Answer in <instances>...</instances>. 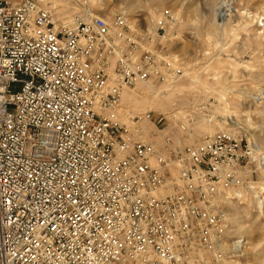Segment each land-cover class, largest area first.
<instances>
[{
  "label": "built area",
  "instance_id": "1",
  "mask_svg": "<svg viewBox=\"0 0 264 264\" xmlns=\"http://www.w3.org/2000/svg\"><path fill=\"white\" fill-rule=\"evenodd\" d=\"M109 31L0 0V264H193L223 241L218 198L243 185L241 138L203 135L167 158L135 139L116 109L149 57L118 55L109 78Z\"/></svg>",
  "mask_w": 264,
  "mask_h": 264
},
{
  "label": "rangeland",
  "instance_id": "2",
  "mask_svg": "<svg viewBox=\"0 0 264 264\" xmlns=\"http://www.w3.org/2000/svg\"><path fill=\"white\" fill-rule=\"evenodd\" d=\"M44 1L55 24H109V78L118 55L133 65L149 57L145 77L121 87L116 109L135 139L167 158L203 135L238 133L243 185L219 196L223 241L193 264H264V0ZM147 111L152 119L138 115Z\"/></svg>",
  "mask_w": 264,
  "mask_h": 264
},
{
  "label": "bare ground",
  "instance_id": "3",
  "mask_svg": "<svg viewBox=\"0 0 264 264\" xmlns=\"http://www.w3.org/2000/svg\"><path fill=\"white\" fill-rule=\"evenodd\" d=\"M238 241H239V240H238ZM238 241L232 242L231 244H233V245H234V244H235L236 242H238ZM239 242H240V241H239ZM240 245H241V244H239V246H240Z\"/></svg>",
  "mask_w": 264,
  "mask_h": 264
}]
</instances>
